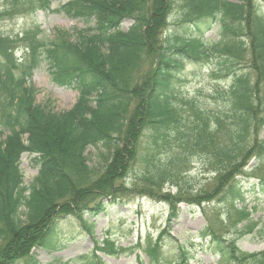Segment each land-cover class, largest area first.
<instances>
[{
	"label": "trees",
	"instance_id": "obj_1",
	"mask_svg": "<svg viewBox=\"0 0 264 264\" xmlns=\"http://www.w3.org/2000/svg\"><path fill=\"white\" fill-rule=\"evenodd\" d=\"M11 1L0 17L50 10L56 0ZM57 11L89 26L75 36H48L39 26L16 39L0 31V264H42L33 250L63 248V224L77 221L93 236L110 205L137 196L170 205L167 229L156 240L124 248L104 235L92 252L48 264H105L100 254L136 249L151 264H189L186 244L164 248L178 205L244 203L245 169L256 159L251 171L264 170L259 0H69ZM127 20L132 24L123 30ZM43 63L55 84L77 91L71 109L36 103L28 83ZM210 64L217 83L209 94L181 95V83ZM25 153L39 168L30 186L20 167ZM195 159L213 175L211 187L193 185ZM256 178L264 195V176ZM237 214L238 223L249 221L247 206ZM201 235L219 264H264V253L243 252L211 228Z\"/></svg>",
	"mask_w": 264,
	"mask_h": 264
},
{
	"label": "rangeland",
	"instance_id": "obj_2",
	"mask_svg": "<svg viewBox=\"0 0 264 264\" xmlns=\"http://www.w3.org/2000/svg\"><path fill=\"white\" fill-rule=\"evenodd\" d=\"M67 0H57L51 10H37L30 12L29 10H18L13 16L0 17V31L4 37L18 38L24 35L30 29L41 26L48 36L55 35L56 31H68L74 35L79 30L87 28L89 25L83 20L69 19L65 15L56 10ZM233 3H240L246 0H229ZM13 4L11 0H0V14L9 5ZM259 10L264 16V0H259ZM173 18L170 20L172 23ZM132 24L127 20L123 23L122 29L127 30ZM92 26V23L90 24ZM216 38L213 33L207 37ZM15 57L20 62L25 57V51L19 49ZM214 66L210 64L204 65L202 76L187 77L181 83L178 90L181 95H203L209 94L210 89L217 83L210 77L211 70ZM29 86L37 90L35 100L37 104L48 106L54 112H62L69 110L77 99V91L72 87L59 86L55 84L49 72L43 63L37 69L32 78L29 80ZM223 81L221 85H225ZM214 107L213 104L209 105ZM223 107V103L218 104ZM258 138L264 139V127L260 130ZM96 149L90 148L88 156L90 164L93 166L97 160L95 159ZM34 156L25 153L21 156V170L24 175L25 186H30L36 176L39 168L32 163ZM257 165V160L253 159L248 169H246V178L242 180L245 191L248 192L244 204L249 209V221L238 223V210L241 204L232 202L224 203L215 200L208 206L203 208L196 206H188L181 204L179 206V216L171 225L170 237L166 238L164 248L174 251L178 244H186L192 249L189 264H219L218 257L214 255L210 247L208 239L202 237L201 233L208 228H212L219 235L227 240H236L237 246L243 251L250 254L264 253V195L258 189L260 176H264V170L251 171L253 166ZM202 166L197 160H193V170L191 179L193 185L200 189L202 186L211 187L213 183V175H205ZM254 185V186H253ZM254 189V190H253ZM167 192L172 195L176 193V189ZM259 191V192H258ZM207 205V204H205ZM171 212L170 205L165 202L153 200L146 196H137L126 198L123 203L110 205L107 214H101L95 222L93 236L86 234L80 227V223L74 221L72 223L63 224L61 227L63 234V248L56 251H49L42 248L35 249V253L43 264L52 263L56 260L72 261L81 255L92 252L95 248V241L102 240L105 234L119 245L125 248L132 247L138 242H145L148 237L156 239L159 233L167 228V219ZM254 227L251 230V227ZM174 239V240H173ZM139 253L141 260L138 258ZM103 262L106 264H150L148 256L144 252L135 251L133 253H125L119 257H109L101 255Z\"/></svg>",
	"mask_w": 264,
	"mask_h": 264
}]
</instances>
